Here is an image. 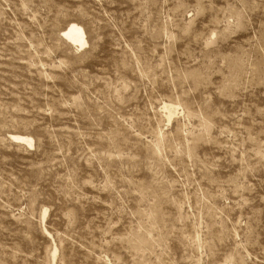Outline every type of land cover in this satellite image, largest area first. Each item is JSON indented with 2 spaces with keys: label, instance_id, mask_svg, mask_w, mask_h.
Instances as JSON below:
<instances>
[{
  "label": "rangeland",
  "instance_id": "rangeland-1",
  "mask_svg": "<svg viewBox=\"0 0 264 264\" xmlns=\"http://www.w3.org/2000/svg\"><path fill=\"white\" fill-rule=\"evenodd\" d=\"M0 264H264V0H0Z\"/></svg>",
  "mask_w": 264,
  "mask_h": 264
},
{
  "label": "bare ground",
  "instance_id": "bare-ground-1",
  "mask_svg": "<svg viewBox=\"0 0 264 264\" xmlns=\"http://www.w3.org/2000/svg\"><path fill=\"white\" fill-rule=\"evenodd\" d=\"M63 37L72 45L84 48L87 46L86 36L84 30L77 24H70L68 28L63 32ZM179 107L172 104H164L163 111L167 116V121L171 123L173 117L178 113ZM11 139L16 143L26 145L28 147L34 146V139L31 137H25L21 135L12 136ZM58 251L56 252L57 255Z\"/></svg>",
  "mask_w": 264,
  "mask_h": 264
}]
</instances>
